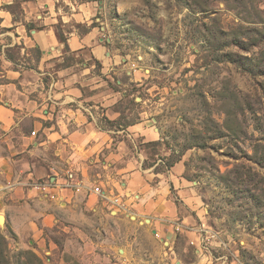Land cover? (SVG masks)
<instances>
[{
  "label": "rangeland",
  "instance_id": "obj_1",
  "mask_svg": "<svg viewBox=\"0 0 264 264\" xmlns=\"http://www.w3.org/2000/svg\"><path fill=\"white\" fill-rule=\"evenodd\" d=\"M77 2L91 6L77 7L80 20H58L57 32L97 30L109 53L105 64L65 45L62 56L44 63L36 48H5L12 67L33 69L27 78L39 79L51 104L65 102L56 104L54 121L25 127L37 129L39 141L46 126L67 137L76 132L65 141L72 160L55 154L58 142L38 156L62 175L75 170L85 185L105 187L122 181L126 159H143L153 186L169 180L179 221L187 216L190 224L174 237L159 235L152 214L139 212L143 200L128 216L84 196L68 204L1 194L9 207L0 211V264H264V0ZM22 3L0 0V9L24 20ZM11 30L0 26V33ZM67 88L72 92L63 94ZM77 107L94 131L109 133L97 162L90 161L97 153L77 157ZM58 116L63 121L53 124ZM143 121L161 139L132 135ZM113 152L123 156L107 166ZM176 158L182 170L175 184L167 164ZM201 229L217 235L204 238Z\"/></svg>",
  "mask_w": 264,
  "mask_h": 264
},
{
  "label": "crops",
  "instance_id": "obj_2",
  "mask_svg": "<svg viewBox=\"0 0 264 264\" xmlns=\"http://www.w3.org/2000/svg\"><path fill=\"white\" fill-rule=\"evenodd\" d=\"M89 3H79L77 0L23 1L24 20H16L13 12L0 9V26L12 29L11 31L0 33V49L2 48L3 50L0 53V58L3 60L0 77L7 79L0 80V188H3L9 180L23 183L30 179H46L49 176L60 174L56 168L52 167L51 162H47L48 164L44 162V160L47 161L48 159L42 155L38 156L40 154L39 151L47 149L53 143L58 142L55 147V154L63 159L72 160L75 154L71 157L68 156L69 153L65 150V141H69L76 134L74 131L69 133L67 137L65 132L56 131L52 127L46 126L44 129L46 138L43 141H39L36 135L34 136L33 134L34 132L37 133V129L28 130L25 127L28 122L42 125L44 120L54 121L56 118V104L65 102L54 101L51 104L49 101L50 97L44 93V87L39 79H35V81L27 78L28 74H31L32 77L34 76L32 73L33 69L27 70L12 67L14 62L7 57L5 48L17 44L21 45L23 50L39 48L42 51L41 61L43 63L55 56H62L65 43L59 38L57 27L55 26L56 22L62 20L65 24H69L72 21L82 19V14L77 7H89ZM27 23H34L38 28L29 32ZM11 33L13 34L12 39L9 37ZM65 36L71 51H89L92 56L102 60L105 64L103 57L109 53L105 51L104 41L97 30L90 29L82 35L77 33L76 30H71L66 31ZM67 89L63 94L72 92L70 88ZM73 113L79 124L77 129V157L97 153L96 158L90 159L91 162H97L104 148L110 147V142L108 141L110 139L109 133L106 130L94 131V122L89 120L80 108L77 107V111L73 110ZM63 119V116H58L57 121L53 124L61 123ZM133 127L132 135L134 136H145L146 140L161 139L159 131L157 133L154 132L156 128L153 131V128H150L144 121L135 124ZM123 143L124 141L119 142V149L124 148L122 146ZM113 154L114 152L107 157V166L112 164L110 160H112L113 156L117 158L121 156L117 152ZM126 162L118 170V174H123L122 181L113 184V186L121 183V191L139 195V199L134 204H137L139 200H143L138 204L139 212L141 214H152V220L156 224V231L159 235L174 237L178 228L181 230L190 224L188 221L190 218L187 216L182 221H179L180 211L176 202H173L170 198L168 179L159 180L158 184L153 186L145 174L147 171L143 168V159H138L137 163L134 164L133 160L128 158ZM77 166L81 170L82 175L86 176L88 174V167H85L82 162L77 160ZM181 170V163L177 162L170 170L172 173L170 182L175 184L176 180L181 182V177L179 178ZM81 190L83 191V188L77 191L64 190L63 193L67 196V203L82 201L80 199L81 196H84V199H88L87 203L93 207L99 202L100 198L97 195L86 190L81 193ZM27 191L20 184L15 187L13 192L10 189H1L0 195L10 193L13 199L20 196H28L29 198L40 196L39 193L30 189ZM2 200H0V211L9 207ZM186 222L189 223L186 224Z\"/></svg>",
  "mask_w": 264,
  "mask_h": 264
},
{
  "label": "built area",
  "instance_id": "obj_3",
  "mask_svg": "<svg viewBox=\"0 0 264 264\" xmlns=\"http://www.w3.org/2000/svg\"><path fill=\"white\" fill-rule=\"evenodd\" d=\"M90 183L85 185L84 179L75 170H67L65 175L55 174L46 179H30L23 183L9 180L3 188L14 190L16 186L22 184L23 186H28L30 190L39 193L45 199L65 203L67 202V196L63 193L64 190L77 191L83 187H88L90 193L97 195L107 206H111L116 213L120 212L128 216L133 214L132 206L139 199V195L121 191L118 187L119 185L121 186V183L116 186L108 185L106 187L98 183ZM204 232H208L207 237L214 238L217 235L215 231L201 229L200 234L204 238ZM192 242L195 243L194 241Z\"/></svg>",
  "mask_w": 264,
  "mask_h": 264
},
{
  "label": "trees",
  "instance_id": "obj_4",
  "mask_svg": "<svg viewBox=\"0 0 264 264\" xmlns=\"http://www.w3.org/2000/svg\"><path fill=\"white\" fill-rule=\"evenodd\" d=\"M22 1H28V0H22ZM13 14H15V12H13ZM26 25H27V28H28L29 32H30L31 30L35 29V28H38L34 23H27ZM59 38L61 39V41H62L63 43H65V46L67 47V50H70L69 45H68V43H67V37H66L64 34H59ZM36 49H37V51H38L40 54L42 53L41 49H39V48H36ZM8 57H9L10 59L14 60V59H13V57H14L13 55L9 54ZM0 104H1V103H0ZM179 160H180V158H176V159H174L172 162H169V164H167V169H171L172 166H174L175 163L178 162ZM158 172H162V171H158ZM163 172H164V171H163Z\"/></svg>",
  "mask_w": 264,
  "mask_h": 264
},
{
  "label": "water",
  "instance_id": "obj_5",
  "mask_svg": "<svg viewBox=\"0 0 264 264\" xmlns=\"http://www.w3.org/2000/svg\"><path fill=\"white\" fill-rule=\"evenodd\" d=\"M4 217V222L2 221V218ZM5 216L3 214H0V225L5 223ZM154 232H157L156 230H154Z\"/></svg>",
  "mask_w": 264,
  "mask_h": 264
}]
</instances>
